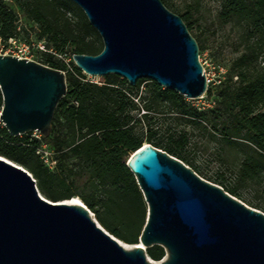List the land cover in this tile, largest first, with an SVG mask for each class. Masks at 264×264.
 <instances>
[{
	"label": "water",
	"instance_id": "water-1",
	"mask_svg": "<svg viewBox=\"0 0 264 264\" xmlns=\"http://www.w3.org/2000/svg\"><path fill=\"white\" fill-rule=\"evenodd\" d=\"M72 1L103 44L96 54L71 55L83 73H113L130 85L148 78L187 98L206 92L198 43L161 0ZM0 92V121L11 135L48 136L65 72L0 53ZM126 165L147 204L137 243L108 232L85 204L46 198L25 167L0 155V264H264L263 211L148 142ZM155 244L165 251L159 260L146 253Z\"/></svg>",
	"mask_w": 264,
	"mask_h": 264
},
{
	"label": "trees",
	"instance_id": "trees-1",
	"mask_svg": "<svg viewBox=\"0 0 264 264\" xmlns=\"http://www.w3.org/2000/svg\"><path fill=\"white\" fill-rule=\"evenodd\" d=\"M220 13L241 23L239 37L244 43L229 66L228 88L220 93L229 112L221 134L227 141L247 143L236 170L239 183L264 186V64L259 61L264 51V0H225ZM19 15L37 26L46 47L39 61L65 72L66 92L56 105L48 136L37 137L33 131L11 135L0 121V155L25 167L46 198L78 196L108 232L126 243H137L147 204L126 165L129 156L148 142L198 172L185 154L191 132L178 127L190 122L201 133L211 127L215 133L220 109L197 110L182 94L148 78H139L135 85L113 73L97 76L96 82L85 79L74 62L56 57L96 54L103 46L72 0H0L2 40L15 36ZM178 15L183 21L189 19L188 10ZM143 81L148 82L144 92L139 88ZM42 143L52 152L51 168L37 152ZM228 191L236 193L232 188ZM261 209L264 212V205ZM146 253L159 260L165 251L155 244Z\"/></svg>",
	"mask_w": 264,
	"mask_h": 264
},
{
	"label": "rangeland",
	"instance_id": "rangeland-1",
	"mask_svg": "<svg viewBox=\"0 0 264 264\" xmlns=\"http://www.w3.org/2000/svg\"><path fill=\"white\" fill-rule=\"evenodd\" d=\"M166 1L173 8L168 6ZM224 1L162 0L166 7L177 14L186 12V10L189 11V19L184 22L192 36L203 46V49L199 50V61L209 80L207 88L211 90V93L207 95L213 101L210 102V105H207V101L184 96L186 102L200 111L219 108L221 114L217 120V131L215 133L212 132V127L206 132L201 133L199 128L196 127L197 124L190 122L182 123L178 128L183 127L191 132V140L185 147V154L198 168V172L196 173L200 177L218 184L229 194L248 206L262 211L261 208L264 205V186L252 182L242 184L239 183L236 177V170L244 158L246 150L244 146H247L245 145L247 143L241 140L234 142L227 141L221 134L223 123L228 120L229 112L225 109L224 98L220 93L223 89L228 88L227 73L232 59L244 47L243 40L239 37L242 31L241 23L238 24L235 18L224 17L220 13L223 10ZM16 26L17 32L13 37H15L17 43L25 42L26 44H30L33 59L40 62L42 52L46 50V47L44 40L38 35L37 26L22 15H19ZM13 45L8 39H0V53L5 51L10 53L15 48ZM40 45L44 47L40 48ZM56 57L62 58L65 62H73L71 55L56 54ZM259 61L261 64H264V51L260 54ZM67 66L69 67L70 65L68 64ZM86 78L94 82L97 80V76L95 75L86 74ZM233 80H235V77ZM147 86V81L141 82L139 86L140 91L144 92ZM172 114L176 116L180 115L179 113ZM183 118L188 117L184 115ZM208 125L211 126L212 123ZM32 134L34 136L40 135L36 131H33ZM45 149L48 151L49 158H51L52 152L50 148L47 146ZM41 153L42 151L40 155ZM230 188L236 191L235 195L228 191Z\"/></svg>",
	"mask_w": 264,
	"mask_h": 264
},
{
	"label": "built area",
	"instance_id": "built-area-1",
	"mask_svg": "<svg viewBox=\"0 0 264 264\" xmlns=\"http://www.w3.org/2000/svg\"><path fill=\"white\" fill-rule=\"evenodd\" d=\"M1 39V38H0ZM8 41L12 42L14 45V49L10 51V53H8V51H5L3 52V54H13V55H16L18 57H23V58H27V59H32V60H35L33 59V54L31 52V48H30V44H26L25 42H18L16 41L15 37H9L8 38ZM40 48H43L44 46L43 45H40L39 46ZM203 71H204V68H203ZM205 73V71H204ZM205 76H206V82H207V85H208V77L205 73ZM88 80V78H85ZM97 81V80H96ZM196 99H201L203 101H207V105H210V102L213 101V99L210 97H208L207 93H203L202 95L196 97ZM39 137V136H37ZM41 148H38L37 152L41 153V158L43 159V161L51 168L53 166V161L50 160L49 156H48V151L45 149L47 148V145L46 143H42L40 145Z\"/></svg>",
	"mask_w": 264,
	"mask_h": 264
},
{
	"label": "bare ground",
	"instance_id": "bare-ground-1",
	"mask_svg": "<svg viewBox=\"0 0 264 264\" xmlns=\"http://www.w3.org/2000/svg\"><path fill=\"white\" fill-rule=\"evenodd\" d=\"M77 201H78V203H77ZM67 202H70V203H76V204H82V205L84 204V203L82 202V200L79 199L78 196H73L72 198H68V199H67ZM90 216H91L92 218H95V216H94V214L92 213L91 210H90ZM124 246H125L126 248H129V247H131L132 245L124 244Z\"/></svg>",
	"mask_w": 264,
	"mask_h": 264
},
{
	"label": "snow or ice",
	"instance_id": "snow-or-ice-1",
	"mask_svg": "<svg viewBox=\"0 0 264 264\" xmlns=\"http://www.w3.org/2000/svg\"><path fill=\"white\" fill-rule=\"evenodd\" d=\"M77 203H78V201H77Z\"/></svg>",
	"mask_w": 264,
	"mask_h": 264
}]
</instances>
